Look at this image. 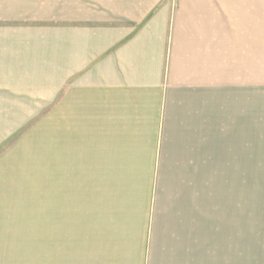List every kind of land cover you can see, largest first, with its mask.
Instances as JSON below:
<instances>
[{
	"label": "crops",
	"instance_id": "obj_1",
	"mask_svg": "<svg viewBox=\"0 0 264 264\" xmlns=\"http://www.w3.org/2000/svg\"><path fill=\"white\" fill-rule=\"evenodd\" d=\"M256 9L0 0V148L61 115V146L86 148L96 181L61 219V264H241L236 193L211 191L210 147L226 139L227 67L252 89Z\"/></svg>",
	"mask_w": 264,
	"mask_h": 264
},
{
	"label": "rangeland",
	"instance_id": "obj_2",
	"mask_svg": "<svg viewBox=\"0 0 264 264\" xmlns=\"http://www.w3.org/2000/svg\"><path fill=\"white\" fill-rule=\"evenodd\" d=\"M256 5L252 89L243 76L231 83L227 67L226 139L210 147L211 191L226 200L236 193L241 264H264V0ZM48 126L0 148V264H61V219H71L74 198L88 203L96 185L86 148L61 146V115Z\"/></svg>",
	"mask_w": 264,
	"mask_h": 264
}]
</instances>
